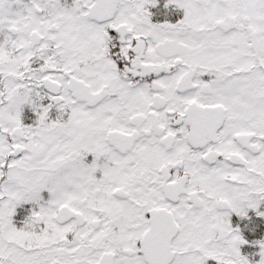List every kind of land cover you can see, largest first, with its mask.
Returning a JSON list of instances; mask_svg holds the SVG:
<instances>
[{
	"label": "snow or ice",
	"instance_id": "6c2138e0",
	"mask_svg": "<svg viewBox=\"0 0 264 264\" xmlns=\"http://www.w3.org/2000/svg\"><path fill=\"white\" fill-rule=\"evenodd\" d=\"M0 264H264V0H0Z\"/></svg>",
	"mask_w": 264,
	"mask_h": 264
}]
</instances>
